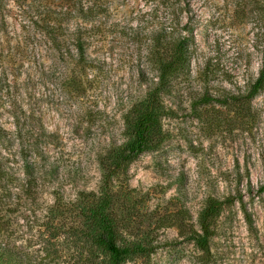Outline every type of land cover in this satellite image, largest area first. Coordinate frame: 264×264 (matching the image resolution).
<instances>
[{
	"label": "rangeland",
	"instance_id": "374dc122",
	"mask_svg": "<svg viewBox=\"0 0 264 264\" xmlns=\"http://www.w3.org/2000/svg\"><path fill=\"white\" fill-rule=\"evenodd\" d=\"M62 1L48 4L73 10ZM37 4L0 0V250L20 256L0 251V264H97L69 216L97 194L101 158L126 140L124 117L156 81L151 39L169 30L187 38L188 62L162 96L161 143L113 181L123 236L156 249L125 264H264V89L244 100L264 51L263 0H90L96 17L78 24L93 28L91 68L72 46L63 58L51 47ZM204 94L229 107L200 103ZM209 199L221 212L204 255L189 227Z\"/></svg>",
	"mask_w": 264,
	"mask_h": 264
},
{
	"label": "trees",
	"instance_id": "16d2710c",
	"mask_svg": "<svg viewBox=\"0 0 264 264\" xmlns=\"http://www.w3.org/2000/svg\"><path fill=\"white\" fill-rule=\"evenodd\" d=\"M16 4L25 0H13ZM61 1V0H59ZM70 0H63L68 3ZM90 0H76L73 10L64 12L52 11L49 4L50 0H37L38 4L34 8V25L44 33L45 39L51 44V47L57 51L61 58L65 55L70 57L71 49L75 50L78 64L85 66L88 57L87 48L90 45L93 28L79 27L78 21H89L95 16H88L91 9L84 8V5ZM99 0H94L96 3ZM96 6V5H95ZM42 8V10L40 9ZM101 10V6L97 5ZM264 14V0L262 6ZM61 17L56 20V26H53L52 15ZM76 23L73 33L65 35L67 25L70 21ZM171 28V27H170ZM187 38H177L172 36L169 30L167 36L162 34L151 39V45L147 52V58L154 67L156 81L152 82L151 88L147 91L145 97L133 105L124 117V133L126 140L119 146L110 148L101 158L99 166L101 170V179L96 195L89 194L83 196L82 202L75 206L76 213L70 218H76L79 228H72L74 234L83 239L84 245H89L90 254L97 256V264H125L133 258L149 257L156 246H153L149 236H142L133 240H127L115 215V195L113 191V181L118 175L125 174L128 166L141 154L156 149L161 143V121L163 117L169 114L166 109L162 96L167 94L169 78L182 71L188 62ZM264 89V51L262 53L261 66L257 78L250 85L244 100L247 104ZM224 99V98H223ZM212 101L228 105L226 99L222 102L218 98L204 94L199 102L207 105ZM238 102L232 99V103ZM229 107V105H228ZM31 164H24V167L30 169ZM27 175L31 178L28 181V188L35 183L34 172ZM264 190V185L259 188V192ZM221 212V203L214 202L211 199L205 205V208L197 217L198 230L189 227V240L193 242L194 247L204 255L209 254L210 241L214 236L213 224ZM62 216V214L60 215ZM183 225V222H180ZM183 229V228H182ZM3 256L20 257L13 249L0 250Z\"/></svg>",
	"mask_w": 264,
	"mask_h": 264
}]
</instances>
